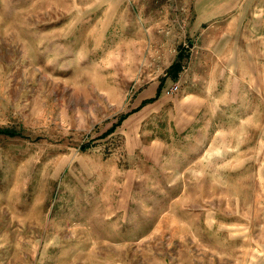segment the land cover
Masks as SVG:
<instances>
[{
    "label": "rangeland",
    "instance_id": "374dc122",
    "mask_svg": "<svg viewBox=\"0 0 264 264\" xmlns=\"http://www.w3.org/2000/svg\"><path fill=\"white\" fill-rule=\"evenodd\" d=\"M194 1L0 0V264H264V0Z\"/></svg>",
    "mask_w": 264,
    "mask_h": 264
},
{
    "label": "crops",
    "instance_id": "0c3cea01",
    "mask_svg": "<svg viewBox=\"0 0 264 264\" xmlns=\"http://www.w3.org/2000/svg\"><path fill=\"white\" fill-rule=\"evenodd\" d=\"M228 0H195L194 1V21L192 26L190 27V34H192L193 38H195L199 33H201L200 42L202 41V46L200 49H206L208 52L212 51L210 48L211 42H204L206 33H218L219 36H228ZM153 14V12H152ZM167 14V13H166ZM153 18H159L155 17ZM161 18V17H160ZM208 37V36H207ZM215 43H217V39L214 38ZM227 43V42H226ZM218 44L220 41L218 40ZM199 49V50H200ZM207 52V53H208ZM206 53V54H207ZM205 56L201 57L205 59ZM199 57L195 56L194 59L189 58L188 67L191 70H194L195 63L199 62ZM193 67V68H192ZM158 91V85L154 88L149 89L147 92L150 93L151 96L142 97L143 100L146 98H151L153 95L155 96Z\"/></svg>",
    "mask_w": 264,
    "mask_h": 264
},
{
    "label": "built area",
    "instance_id": "2783aa9c",
    "mask_svg": "<svg viewBox=\"0 0 264 264\" xmlns=\"http://www.w3.org/2000/svg\"><path fill=\"white\" fill-rule=\"evenodd\" d=\"M179 91V84L173 83L170 87L166 88L164 93L165 95H171Z\"/></svg>",
    "mask_w": 264,
    "mask_h": 264
},
{
    "label": "trees",
    "instance_id": "16d2710c",
    "mask_svg": "<svg viewBox=\"0 0 264 264\" xmlns=\"http://www.w3.org/2000/svg\"><path fill=\"white\" fill-rule=\"evenodd\" d=\"M175 66L177 67L178 64H174V67ZM114 130H115L114 128L111 129L110 133L114 132ZM0 134H6V135H9V136H14L16 133L14 131L9 130V129H0Z\"/></svg>",
    "mask_w": 264,
    "mask_h": 264
}]
</instances>
